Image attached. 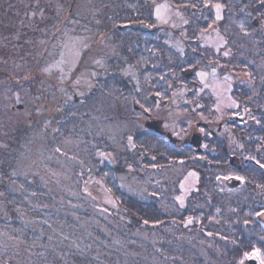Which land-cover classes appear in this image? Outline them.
Segmentation results:
<instances>
[{"label":"rangeland","instance_id":"obj_1","mask_svg":"<svg viewBox=\"0 0 264 264\" xmlns=\"http://www.w3.org/2000/svg\"><path fill=\"white\" fill-rule=\"evenodd\" d=\"M79 2H85V22L78 24L71 19L62 44L61 40L53 43L50 58L40 71L26 72L25 66L16 64L6 73L0 70L4 73L0 74V264H116L117 255L114 257L111 250L116 243L112 235L114 211L119 206L110 185L113 175L96 174L105 164L120 172V190L144 201L156 200L169 217H175L176 226L186 228L193 226L194 220L184 216L190 198L196 195L191 209H204L207 204L203 198L209 194L207 210L212 197L220 194L209 183L202 186L201 171L209 177L216 174L221 184L227 180L217 171L214 146L220 140L225 138L229 146L238 148L244 143L251 149L258 144L259 152L264 153L259 133L243 134L254 126L255 116L249 110L262 100L264 78L250 77L249 66L233 62L231 68L224 62L236 53L232 46L230 50L226 47L224 36L234 18L229 17L224 27L219 25L222 5L211 7L215 22L200 33H196L195 21L200 16L194 13V1L187 10L172 9L166 1L153 7L157 24L152 37L165 43L164 52L153 53V66L167 71L168 77L170 74V89L173 83L190 84L171 90L168 100L155 91L162 86L151 80L152 72H145L143 79L140 70L137 74L127 64V53L114 31L118 24L113 20V0ZM192 34L201 35L198 39ZM239 49L263 52L262 45L247 42L242 36ZM185 64L189 67L180 68ZM174 73L178 77L171 76ZM237 83L250 84H243L252 92L245 105L231 95ZM142 112L159 123L162 134L171 133L180 142L167 144L165 154L161 151L164 145L149 143L154 152L148 154L149 149L133 160L138 152L134 138L143 132L138 123L145 121ZM198 123L207 128L197 127ZM193 133L201 138L200 156L183 147ZM237 134L245 140L239 143ZM256 165L264 171V161ZM220 195L224 204H229L248 194L240 187L225 189ZM226 212L231 215V205L226 206ZM256 219L257 229H264V211ZM209 222L211 227L205 232L197 230L199 235L188 229L196 241L190 249L195 248L207 262L211 261L209 249L218 252L231 242L226 237L231 224L225 229L226 220ZM154 231L150 228L148 232ZM97 232L106 237L100 245ZM139 233V239L142 235L151 237L146 228ZM81 237L87 239L85 247ZM127 258L128 253L117 260L124 264ZM246 260L264 264L262 253L247 254L240 264Z\"/></svg>","mask_w":264,"mask_h":264},{"label":"trees","instance_id":"obj_2","mask_svg":"<svg viewBox=\"0 0 264 264\" xmlns=\"http://www.w3.org/2000/svg\"><path fill=\"white\" fill-rule=\"evenodd\" d=\"M162 1H166L172 9L175 8L179 10H187L189 6H191V2L194 1L197 5L194 13L200 16L199 20L195 21L196 28L198 29L196 33L206 30L211 24L210 22H215L211 7L213 8V6L217 4L222 5V18L221 21H219V25L224 27L229 17L234 18L231 27L232 31L231 29H227L224 36L226 39V47L230 50V46H232L236 53V55L229 57V59H225L224 62L231 68L235 66L233 62H236L235 64H241L244 67L245 65L249 66V68L247 67V72L250 77H254L256 80L258 78H264V0H113V20L118 24V27L114 30L117 34V38H115L123 43L124 52L127 53V64L131 66L137 74L139 73L138 70H140L142 78L145 72H152L153 75L150 77L151 80L156 85L162 86L161 88H155V91H160L161 97L164 98L166 96L169 100L171 90H180L184 85L173 83L170 89V74L168 77L167 71L163 72V70L156 69L153 66L155 61L152 55L155 50L164 52L165 49V43L161 38L154 40V37H152L153 33L155 34L156 32L154 27L157 24L153 19V7ZM227 4L231 5L228 6ZM234 9L239 11L233 12ZM200 18L203 19L200 20ZM201 34L192 35H197L196 38L199 39ZM241 36L245 37L247 42L249 41L251 43V41L254 40L258 43L259 47L262 45V54H253V51H241L239 49ZM255 37L258 38L255 39ZM259 39L262 42H259ZM3 61L5 62L0 65V70L6 73V69L13 68L12 63H14L15 60L4 59ZM188 67V64H185L180 68L186 69ZM171 73H173V71H171ZM160 75H164V78H161ZM173 75L178 77L175 73L171 76ZM243 84L245 83H237L231 95L236 101L245 105L247 102L251 101L252 92L249 88H245ZM186 85L190 86V84ZM245 85L249 86L250 84ZM262 88L264 89V87ZM261 96L262 100L258 101V103L256 102V109L253 107L249 110L255 116L253 121L250 120L254 126L247 127L243 134L249 135V131H253L255 134L259 133L262 137L261 141L264 143V90H262ZM135 111L139 112L140 108H137V110L135 109ZM237 113L241 116L242 110H239ZM141 114L145 121L143 119V121L138 120L139 125H141V127L143 126V132L134 138L137 146L136 150H138V152L134 154L133 160H137L139 157L138 154L142 155L148 152L149 149L150 153L148 154L151 155L152 152H154V148H150L149 143L160 145V147L164 145L161 149L164 154L168 152V149L165 147L167 144L174 145L169 142L165 134L156 133L146 128L144 125L145 122L151 121L152 119L146 112H142ZM200 124L204 125L200 127L207 128L206 124ZM229 124H233V122H229ZM221 127L222 125L218 127V132L221 131ZM194 134L196 133L192 135ZM235 138L238 139V142H241L242 139L245 140V137L242 135L241 138L240 134H237ZM186 144H183V147L188 153L192 154L193 152L196 156L203 154L202 148H200L201 152L197 153L195 149L189 145V142L187 145ZM228 144L229 143H227L224 138L214 146V153L218 154L217 171L220 176H226V182L221 184V182L216 179V174L215 176L209 177L204 171L203 173L199 171L201 174L202 186L203 184L206 185L209 183L214 189L218 190L220 194H223L225 189L234 191L243 187L248 195L243 199L239 197L229 204H224L225 202L221 199L220 194L214 195L212 197V204L207 210L204 209L207 207L211 196L207 194V196L203 198L207 204L204 209H191L192 203L196 201V195H193L190 198L191 204H189L188 208L184 211V216L193 217V226L186 228L184 226H176L175 217H169L156 200L150 199L144 201L120 190L117 179V175L120 174L118 170L113 169V167L108 164H105L104 169H98L96 173L98 176L102 173L113 175V184L110 185H112L113 198L119 206V210L117 212L114 211L116 215L113 218L116 220V226L113 227L112 235L116 243L111 250L114 257L117 255L115 259L116 264L117 262L122 264L123 261L121 262L117 259L119 257L123 258V255L126 256L127 253L129 254V258H127V260L125 259L127 262L124 264H240L247 254L257 253V255H260V253H262L264 256V229L260 231L257 229L259 228V223L256 219V216L261 211H264V171L259 169L256 165L260 161H264V153L259 152L261 150L258 149V144L252 149L251 146L248 148L246 143H244V147L240 146L241 148L229 146ZM251 145H254V143ZM178 159L181 158L179 157ZM233 182H237V184L232 185ZM205 187L208 186L206 185ZM227 205H231L232 207L231 215L226 214ZM212 220L216 222H219V220H226L227 223L224 225L225 229L231 224L230 235L226 234V237L229 238L231 242L229 247L221 248L218 252L216 249H209L207 252L211 261L207 262L195 251V248H190L192 244H196V241L192 239V233L194 232L196 235H199L198 231L203 230L205 232V230H208L211 224H213H209V221ZM144 228H146V233H149L148 231L150 228H153L155 231L152 234L149 233L151 236L150 238L143 237L142 235L139 239L140 229ZM191 228L193 229L192 233L188 231V229ZM248 229H250L252 233L247 234L246 232ZM200 235L201 239L205 238L204 234L200 233ZM95 236L96 240L101 241H97L99 245L106 239L102 232H97ZM259 236H261V239H258ZM87 239L90 240L91 235ZM87 239L82 238L84 247L87 243L85 242ZM125 240L128 241V244L124 243ZM215 241L218 242L217 240ZM231 245L233 246L231 247ZM104 250H106V248H104ZM178 257H180L179 260ZM248 261H255L257 264L256 260ZM248 261L246 260L245 264H247Z\"/></svg>","mask_w":264,"mask_h":264},{"label":"flooded vegetation","instance_id":"obj_3","mask_svg":"<svg viewBox=\"0 0 264 264\" xmlns=\"http://www.w3.org/2000/svg\"><path fill=\"white\" fill-rule=\"evenodd\" d=\"M80 3L78 0H0V63L13 59V66H25L26 72L40 71L50 58L53 43L61 40L62 44L71 19L78 24L85 22V2Z\"/></svg>","mask_w":264,"mask_h":264},{"label":"water","instance_id":"obj_4","mask_svg":"<svg viewBox=\"0 0 264 264\" xmlns=\"http://www.w3.org/2000/svg\"><path fill=\"white\" fill-rule=\"evenodd\" d=\"M144 125H145L146 128H148L150 130H153L156 133H161L160 126H159V123L157 121H147V122H145ZM200 126H204V125L198 123L197 127H200ZM165 136L169 140V142H171V143H175L177 141V140H175L173 138L171 133H165ZM189 145L192 146L197 153L201 152V149H200V147H201V138L198 136V134H194V135L191 136V138L189 140ZM236 184H237V182H233L232 183V185H236ZM247 263L256 264L255 261H248Z\"/></svg>","mask_w":264,"mask_h":264}]
</instances>
